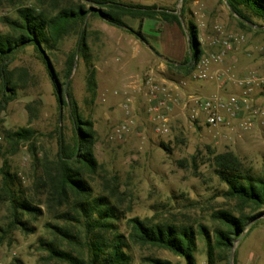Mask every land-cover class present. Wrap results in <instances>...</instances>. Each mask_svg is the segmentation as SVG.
I'll return each instance as SVG.
<instances>
[{"label": "rangeland", "instance_id": "obj_1", "mask_svg": "<svg viewBox=\"0 0 264 264\" xmlns=\"http://www.w3.org/2000/svg\"><path fill=\"white\" fill-rule=\"evenodd\" d=\"M113 1L164 8L178 14L181 25L123 17L133 32L91 11L84 24L71 30L51 50L44 49L41 55L27 46L15 55L9 70L17 83L16 95L0 109V186L2 169L16 174L27 200L38 210L21 215L24 225L15 224L8 202L0 199V264H67L49 257L44 246L47 242L85 255L53 234L52 226L64 222L45 204V190L39 184L43 157L53 158L59 139L64 146L72 144L71 99L81 119L90 122L94 131L93 152L102 177L117 187V195L111 200L124 214L118 225L126 236L129 227L125 218L131 217L146 224L192 226L196 231V264H207L206 243L198 233L199 226L213 238L214 230L222 227L212 218L213 212H252L225 195L226 185L215 173L213 161L216 155L231 152L252 173L259 174L264 168V120L256 122L258 115L264 114V83L253 86L249 107L243 106L235 117L211 126L203 120L199 101L216 93V74L211 67L218 62L209 64L207 78H199L196 68L178 71L167 62H183L194 51L187 40L188 22L197 29L200 57L221 54L225 49L223 38H230L233 47L223 56L234 58L236 63L226 67L230 70L226 83L234 88L233 94H240L233 79L249 72L255 59L260 61L257 53L264 49V33L240 28L224 0ZM76 2L0 0V32L11 33L6 20H18L16 9L21 6L37 7L48 14ZM82 5L84 9L97 7ZM82 30L85 56L79 51ZM73 52L77 55L67 76ZM44 57L56 74L60 94L63 88L71 93H64L69 105L58 101ZM258 97L261 101L255 102ZM19 128L33 129V139L17 145L6 139L7 132ZM94 180L93 189L101 191L99 176ZM257 217L246 225L243 237L233 242L234 264H264V213ZM231 249H215L214 264H229ZM128 252L130 264H154L156 259L186 264L181 256L154 246L130 244Z\"/></svg>", "mask_w": 264, "mask_h": 264}, {"label": "trees", "instance_id": "obj_2", "mask_svg": "<svg viewBox=\"0 0 264 264\" xmlns=\"http://www.w3.org/2000/svg\"><path fill=\"white\" fill-rule=\"evenodd\" d=\"M76 1L48 14L37 7L21 6L16 9L18 20H6L11 33L0 32V109L16 95L17 83L9 70L15 55L27 46H33L41 55L44 49L54 48L71 30L85 23L92 6L84 9L82 3L97 5L102 14L95 13L108 23L119 27H127L123 17L139 21L159 19L181 25L178 14L155 5H127L113 0ZM226 2L237 15L256 25L264 26V0ZM181 15H184V10ZM236 20L242 29L264 33V30L253 28L237 17ZM128 29L133 31L131 28ZM135 34L146 42L142 34L137 32ZM187 35L190 47L194 46V51L187 55L183 62L168 61V67L189 72L200 59L202 50L197 39V29L191 22L187 24ZM83 38L84 30L79 51L85 56ZM76 55L77 53L73 52L69 57L67 76L72 70ZM185 65H189V68L184 69ZM47 70L58 101L60 104L69 105L64 99V93L69 96L71 93L63 88V93L60 94L61 89L50 64H47ZM71 122L72 144L64 146L63 140L59 139V148L53 158L50 159L46 155L43 157L39 184L41 189L45 190V204L48 208L54 209L55 218L64 222L61 226H52L53 234L65 243L83 250L85 255L73 254L56 247L52 242H47L44 246L49 257L67 264H130L131 257L128 252L130 244H137L169 250L181 256L186 264H196L194 257L196 231L192 226L177 227L169 223L146 224L138 217H131L125 218L129 227L128 236L120 231L118 223L124 219V214L111 200V197L117 195V187L110 179L102 177L100 165L93 152L94 131L90 122L81 119L76 103L72 99ZM34 135L35 131L31 128H19L7 132L6 139L17 145L20 142L31 141ZM213 163L215 173L226 185L225 195L236 200L240 207H247L252 212L238 215L224 210L213 212L212 218L222 225L214 230L213 238L204 226H199L198 233L206 243L207 264H214L215 249L230 251L233 242L243 233L246 225L264 213V168L259 174L252 173L231 152L216 155ZM1 175L0 199L8 202L12 211V222L24 225V222L20 221L21 215L34 214L38 209L27 200L22 182L16 174L2 169ZM97 176L102 187L98 192L91 184ZM153 262L171 264L169 261L158 259Z\"/></svg>", "mask_w": 264, "mask_h": 264}, {"label": "built area", "instance_id": "obj_3", "mask_svg": "<svg viewBox=\"0 0 264 264\" xmlns=\"http://www.w3.org/2000/svg\"><path fill=\"white\" fill-rule=\"evenodd\" d=\"M234 41L238 40L237 36L233 39ZM222 44L225 49L219 55H211L207 57H200L196 62L195 67L197 69V76L199 78H207L208 76V67L211 62H220L223 55L228 50H231L233 47V41L230 38H223ZM264 51V49H262ZM216 79L222 82L221 75H216ZM264 83V67L258 70H250L242 77L233 79V84L238 88L240 94L230 93L227 96L222 95L220 92L202 98L199 101V110L203 115V120L206 124L211 126L220 125L228 118H233L241 110V108L249 107V101L251 99V92L254 85ZM167 119L163 117V121Z\"/></svg>", "mask_w": 264, "mask_h": 264}, {"label": "crops", "instance_id": "obj_4", "mask_svg": "<svg viewBox=\"0 0 264 264\" xmlns=\"http://www.w3.org/2000/svg\"><path fill=\"white\" fill-rule=\"evenodd\" d=\"M187 40H188V38H187ZM263 53H264L263 50H260L257 53L258 54L257 56H259L260 61H257V59H255L254 63H252V66H251L252 70L254 69V70L259 71L262 67H264V55H263ZM246 55L249 56L250 53H247ZM224 56L222 57V60L220 62L214 64L213 67H211V70L213 69L214 73L216 75L217 74L221 75V79H222V82H220L215 78V82H216L215 91L220 92L221 94H226V93L230 94L233 92L234 88L231 85H229V83H226V77L228 78V72L230 71L229 68L234 67V63H236L235 62L236 60L232 57H229V56L224 57ZM257 56L255 55V57H257ZM250 57H252V56L250 55ZM176 62H181V61H176ZM226 67H229V68H226ZM259 101H261L260 97L255 99V102H259ZM260 115H258V119L256 120V122H258L259 119L264 120V114H262V116H260Z\"/></svg>", "mask_w": 264, "mask_h": 264}, {"label": "water", "instance_id": "obj_5", "mask_svg": "<svg viewBox=\"0 0 264 264\" xmlns=\"http://www.w3.org/2000/svg\"><path fill=\"white\" fill-rule=\"evenodd\" d=\"M224 2L226 3L228 9L231 11V13H232L235 17L239 18L240 20H242L243 22H245L246 24L250 25V26L253 27V28L264 30V26L256 25V24H254V23H252V22H250V21H248V20L242 18L241 16L237 15L236 13H234V11H233V10L230 8V6L227 4L226 0H224ZM91 11L97 12V13L100 14V15L102 14V13H101V10L98 9L97 7H92V8H91ZM45 59H46L47 64H49L48 59H47V58H45ZM66 85H67V84H66ZM257 218H258V217H257ZM255 219H256V218H254V220H255ZM254 220H252L249 224H252V222H253ZM249 224H248V225H249ZM243 235H244V233H242V234L237 238V240L241 239V238L243 237ZM234 247H235V244H233V247H232L231 252H230V255H229V264H234Z\"/></svg>", "mask_w": 264, "mask_h": 264}]
</instances>
